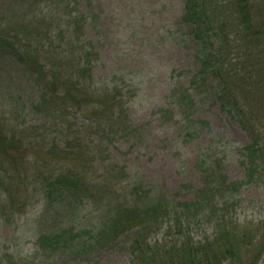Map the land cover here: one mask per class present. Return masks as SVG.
I'll list each match as a JSON object with an SVG mask.
<instances>
[{
  "label": "trees",
  "instance_id": "obj_1",
  "mask_svg": "<svg viewBox=\"0 0 264 264\" xmlns=\"http://www.w3.org/2000/svg\"><path fill=\"white\" fill-rule=\"evenodd\" d=\"M182 2L181 20L193 26V39L198 45L195 57L199 64L188 85L175 92L183 140L189 142L207 124L206 120L194 118V114L197 103L209 95L214 75L216 101L245 130L250 143L241 146L245 174L239 181L227 179L220 152L211 151L213 144L200 149L194 164L202 185L193 191L191 199L178 201L159 190L139 191L136 187L120 194L116 186L125 180L123 170L109 186L100 184L104 174L111 172L108 169L101 172L97 183L87 178L91 165L96 162L89 141L93 131L94 136L111 137L120 132L130 135L134 131L127 130L125 113L129 99L126 95L116 89L97 88L93 82L92 70L98 54L81 30L83 15L73 17L71 12H65L68 13L65 18L63 13L62 24L71 28V35L55 26L57 37L50 35L55 24L52 20V23L46 21L45 36H40L41 28L33 27L36 30L33 31L22 20L16 23L17 28L6 27L10 21L3 27L0 21L1 49L27 67L37 94L34 109L47 114L51 118L48 127L60 131L63 137L61 145L53 143L46 148L50 159L44 160L30 179L26 175L23 138L6 134L0 127V187L6 184L10 189L18 181L21 185H33L45 198L53 194L73 198L77 189L83 191L81 201L74 208L75 223L71 220L77 226L69 222L58 232L41 233L35 249L39 247L43 254L69 250L77 257L89 255L111 249L113 242L128 233L133 237L126 251L133 264H260L264 260V234L256 237L258 230L244 232L245 227L233 224L230 218L233 214L229 215L237 211L238 190L243 184L254 182L264 191V138L254 116L255 111L264 112V88L260 81H264V0L255 3L220 0L217 6L213 0ZM254 7L256 13L251 14ZM235 32L232 47L242 61L236 62V68L229 73L226 70L221 73L227 47L223 40ZM244 67L254 74L240 69ZM247 75L252 77L247 80ZM49 164L54 166L48 167ZM183 187L189 189L187 184ZM6 191L3 190L2 196ZM6 198H11L10 191ZM93 212H96L95 218L90 217ZM199 224H209L210 230L207 235L198 234L199 239L195 241L190 234ZM75 264L88 263L77 258Z\"/></svg>",
  "mask_w": 264,
  "mask_h": 264
},
{
  "label": "rangeland",
  "instance_id": "obj_2",
  "mask_svg": "<svg viewBox=\"0 0 264 264\" xmlns=\"http://www.w3.org/2000/svg\"><path fill=\"white\" fill-rule=\"evenodd\" d=\"M213 1L214 6L220 2ZM182 11V0H0L3 27L10 21L6 27L17 28L16 23L22 20L32 30L36 26L41 28L40 36L47 34L49 22L55 23L50 30L51 36H59L55 26L70 36L71 28L62 24V14L65 18H68L65 12H71L73 17L83 15L81 30L98 54L92 70L93 82L97 88L116 89L126 95L129 99L125 113L127 130L134 131L130 135L112 134V137L94 136L93 131L89 141L96 162L91 165L87 178L97 183L101 172L108 169L111 172L104 174L100 184L109 186L123 170L125 180L116 186L120 194L136 187L139 191L159 190L174 201L191 199L193 191L202 185L195 157L200 149L210 144H213V154L220 152L227 179L244 178L241 146L250 143V138L216 101L214 75L209 95L197 103L194 114V118L206 120L207 124L198 136L189 142L183 140L175 92L188 85L199 64L195 57L198 45L193 39V26L181 20ZM250 13H256V7ZM226 30L228 32L229 28ZM12 32L15 31L12 29ZM235 35L236 32L229 34L227 40L222 39L227 47L221 73L223 70L229 73L236 68V62L242 61L232 47ZM1 48L0 45V127L6 134L23 138L26 175L32 179V173L41 168L44 160L50 159L46 148L53 143L61 145L63 137L60 131L48 127L51 118L47 114L34 109L37 94L27 67ZM240 69L254 74L247 67ZM250 77L247 75V80ZM234 79L235 76L231 77L230 84ZM260 81L264 88L263 79ZM254 116L264 138V112L255 111ZM30 179L26 181L32 185ZM16 184L10 189L6 184L0 187V264H75L77 258L88 264H133L126 251L133 237L128 233L113 242L111 249L78 257L69 250L43 254L39 247L35 249L41 233L58 232L69 222L77 226L74 208L81 201L83 191L77 189L73 198L67 194L45 198L33 185H21L18 181ZM184 184L189 189L184 188ZM4 189L6 195L2 196ZM9 191L10 199L6 198ZM237 197V211L229 213L233 214L232 223L245 227L246 233L258 230L259 235L254 236L261 237L264 234V221L259 222L264 219L262 186L245 183L239 188ZM95 215L93 212L90 217L95 218ZM209 230V224H199L190 235L196 241L198 234L207 235ZM260 264H264V260Z\"/></svg>",
  "mask_w": 264,
  "mask_h": 264
}]
</instances>
